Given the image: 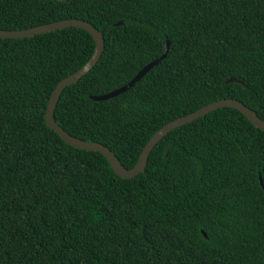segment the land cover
Masks as SVG:
<instances>
[{
    "label": "trees",
    "instance_id": "16d2710c",
    "mask_svg": "<svg viewBox=\"0 0 264 264\" xmlns=\"http://www.w3.org/2000/svg\"><path fill=\"white\" fill-rule=\"evenodd\" d=\"M64 19L90 23L103 50L53 119L125 168L159 128L210 102L236 99L264 120V0H0V30ZM166 40L130 89L90 99L129 82ZM92 51L74 27L0 38V264H264V131L217 109L121 178L43 121L56 83Z\"/></svg>",
    "mask_w": 264,
    "mask_h": 264
},
{
    "label": "water",
    "instance_id": "95a60500",
    "mask_svg": "<svg viewBox=\"0 0 264 264\" xmlns=\"http://www.w3.org/2000/svg\"><path fill=\"white\" fill-rule=\"evenodd\" d=\"M54 1H64V0H54ZM68 27L79 28L87 32L93 41V51L90 57L88 58V60L85 61L81 67H79L69 76L62 78L56 83V85L50 92V95L46 102V106L43 113V121L49 130L54 132L60 138V140L70 145L71 147L79 150L98 152L102 154L106 158L110 167L113 169V171L117 176L125 179H130L137 176L139 173H142L147 164V160L150 155V152L166 134H168L170 131H172L177 127L190 123L217 109L233 108L239 111L243 116H245L254 127L258 128L261 131H264V120L260 119L254 110H252L244 103L236 99H232V98L219 99L200 107L194 112H191L184 116H180L163 125L150 137V139L143 146L135 165L130 169L125 168L120 163V161L115 156V154L108 147L98 142L84 141L70 135L69 133L65 132L62 128H60L53 119V111L61 91L65 87L78 81L79 78L85 75L96 64L97 60L99 59L103 50V37L101 33L98 32L90 23L84 20L64 19V20H58L47 24L37 25L20 30H0V38L1 39L25 38L33 35L44 34L47 32L68 28ZM168 50H169V42L166 40L163 45L162 54L158 58L146 64L141 70L138 71V73L129 82L106 94L90 96V99L94 101H103L109 98H113L127 91L137 81H139L152 67L157 65L160 61H162L166 57ZM233 81L239 82L234 78H228L226 80V83ZM260 185L264 191L261 179H260ZM201 231L202 234L206 237L207 234L203 230Z\"/></svg>",
    "mask_w": 264,
    "mask_h": 264
}]
</instances>
